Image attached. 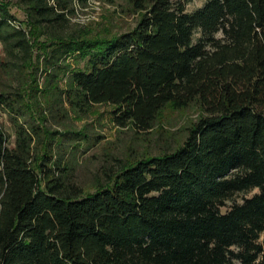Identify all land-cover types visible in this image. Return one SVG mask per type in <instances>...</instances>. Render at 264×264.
I'll use <instances>...</instances> for the list:
<instances>
[{
    "label": "trees",
    "instance_id": "obj_1",
    "mask_svg": "<svg viewBox=\"0 0 264 264\" xmlns=\"http://www.w3.org/2000/svg\"><path fill=\"white\" fill-rule=\"evenodd\" d=\"M88 1L19 0L21 21L0 0L2 70L38 62V45L51 112L108 104L140 132L168 106L198 117L177 146L120 161L85 193L51 141L40 154L23 83L0 90L15 128L11 145L0 126V264H264V0H125L134 26L95 37L70 23ZM71 56L83 63L53 83Z\"/></svg>",
    "mask_w": 264,
    "mask_h": 264
},
{
    "label": "rangeland",
    "instance_id": "obj_2",
    "mask_svg": "<svg viewBox=\"0 0 264 264\" xmlns=\"http://www.w3.org/2000/svg\"><path fill=\"white\" fill-rule=\"evenodd\" d=\"M2 2L8 4L17 20H25L19 0ZM202 4L203 0H191L185 7L187 11H193ZM137 17L138 13L132 12L125 0H117L115 3L109 0H89L86 4L75 6L74 14L70 15V23L85 27L89 36L95 37L129 29L134 26ZM26 27L29 29V26ZM45 51L38 45L34 46V55L40 52L38 62L33 58V64L22 73L17 72L15 67L6 72L1 66V62L5 61V53L0 43V90H14V87L23 83L26 104L35 111L34 114L30 113L32 117L36 120L39 117L37 122L45 140L43 147H39L40 154L46 151V144L51 141L53 160L60 158L59 166L67 172V179L81 186L85 193L94 191L98 184L103 183L108 170H116L120 161H133L177 146L184 140L186 128L198 117L199 109L195 105L185 109L168 106L157 115L147 132H140L132 126H117L112 118V106L108 104L94 105L84 114H77L68 108L65 111L63 107L58 113L51 112L46 106L53 101L55 94L51 93L50 96L45 89L50 79L47 76L53 69L44 63ZM82 63V60L74 56L66 59L62 68L55 71L53 83L64 86L68 69ZM39 111L43 115L38 114ZM13 122L10 114L0 106V126L6 131L11 145L15 136ZM68 130L80 132L81 135H70ZM55 131L58 133L54 134ZM256 191L241 192L234 198L240 201L242 197Z\"/></svg>",
    "mask_w": 264,
    "mask_h": 264
}]
</instances>
